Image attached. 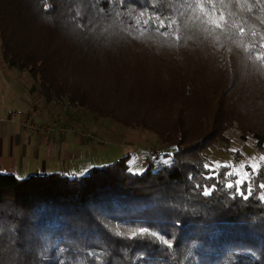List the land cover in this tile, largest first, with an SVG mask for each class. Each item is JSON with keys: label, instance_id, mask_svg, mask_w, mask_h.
Returning a JSON list of instances; mask_svg holds the SVG:
<instances>
[{"label": "trees", "instance_id": "obj_1", "mask_svg": "<svg viewBox=\"0 0 264 264\" xmlns=\"http://www.w3.org/2000/svg\"><path fill=\"white\" fill-rule=\"evenodd\" d=\"M261 45L264 0H0L3 63L171 148L138 173L128 153L84 174L0 172V264H264V163L245 199L202 154L231 125L264 144Z\"/></svg>", "mask_w": 264, "mask_h": 264}, {"label": "rangeland", "instance_id": "obj_2", "mask_svg": "<svg viewBox=\"0 0 264 264\" xmlns=\"http://www.w3.org/2000/svg\"><path fill=\"white\" fill-rule=\"evenodd\" d=\"M145 100L136 105L134 110L137 114L143 109L151 111L152 103ZM25 120L31 122L34 128L49 129L50 133H41L38 137L57 141L56 151L60 158L49 163L48 167L22 157L20 146H16L11 153L13 141L17 144L18 141L28 140L30 145L35 144L37 134L22 125ZM161 123L164 125L165 122ZM222 135L202 152L205 165L217 169V164L239 166L264 163L259 159L264 156V144L260 149L256 148L250 136L241 138L234 125L225 129ZM30 145L26 147V154L30 152ZM170 151L171 148L161 143L155 133L98 117L76 104H69L63 96L48 94L37 79L31 78L25 71L7 66L0 59L1 173L13 174L17 178L51 171L67 175L84 174L89 166H100L125 153L130 154L129 170L138 173L146 163L154 160L155 155Z\"/></svg>", "mask_w": 264, "mask_h": 264}, {"label": "snow or ice", "instance_id": "obj_3", "mask_svg": "<svg viewBox=\"0 0 264 264\" xmlns=\"http://www.w3.org/2000/svg\"><path fill=\"white\" fill-rule=\"evenodd\" d=\"M208 2L211 3L212 0H208ZM141 15H143V13H141ZM205 22L207 23L208 21H205ZM144 23L147 24L148 21H144ZM172 23H174V21H172ZM228 23L229 22L223 16V14H220L218 20L212 24V27L219 28V29L223 30L224 27L228 26ZM159 27L160 28H166V24H165L164 20L160 21ZM157 30H159V29H157ZM162 34L163 35H167V32L165 31ZM242 34H243V30L241 29V35ZM261 47H264V45H261ZM257 58L260 59V60H264V55H260ZM259 159L261 161H264V156L260 157ZM205 167L209 169V173H210L209 178H213V177L219 175V173L216 172L211 165H205ZM216 167L217 168L226 167V168H231L232 169L231 171L225 173L224 175L225 176H236L237 179L235 181H229L226 184V187H228V188L235 187L236 191L240 195H242L245 199L248 198V195L252 194L253 188L251 186V181L253 180L254 176L260 174V169H261L260 163L247 164V165L241 164L239 166H233V165H230V164H224V165L217 164ZM248 169H250V171ZM245 186H246L245 190L247 192V195H245L244 191H241V188L245 187ZM259 187L260 188H264V184H260ZM210 192H211V189L206 188L205 191H204V194L205 195H209ZM260 198H261V200H264V193L261 194ZM149 231L150 230L148 228L141 227V228L133 230L131 232V235L133 237H135L137 235L149 234ZM151 234L155 235V233H151ZM165 243H168V241H165Z\"/></svg>", "mask_w": 264, "mask_h": 264}, {"label": "crops", "instance_id": "obj_4", "mask_svg": "<svg viewBox=\"0 0 264 264\" xmlns=\"http://www.w3.org/2000/svg\"><path fill=\"white\" fill-rule=\"evenodd\" d=\"M40 135H37V137L34 139L35 144L30 145V142L27 140L26 142H17L14 143V141L10 145L11 153L15 151L16 146H20L21 156L31 158V161H37L42 167H48L49 163H53L55 159H59V155L56 151L58 146L55 145L56 139H49L44 137H38ZM19 143V144H18ZM29 147L30 152L26 154L27 148ZM33 154V156L31 155ZM30 155L32 157H30ZM62 159H65L64 157ZM39 160V161H38ZM57 162V161H56ZM55 162V163H56Z\"/></svg>", "mask_w": 264, "mask_h": 264}, {"label": "built area", "instance_id": "obj_5", "mask_svg": "<svg viewBox=\"0 0 264 264\" xmlns=\"http://www.w3.org/2000/svg\"><path fill=\"white\" fill-rule=\"evenodd\" d=\"M22 125L29 129L30 132L32 133H35L37 135L41 134V133H50L49 129L47 127H44V128H41V127H38V128H34L32 123L31 122H28V121H23Z\"/></svg>", "mask_w": 264, "mask_h": 264}]
</instances>
